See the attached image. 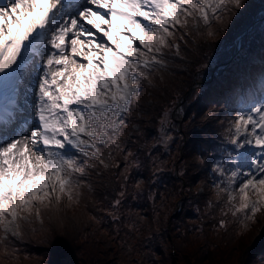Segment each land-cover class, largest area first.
<instances>
[{
    "label": "snow or ice",
    "instance_id": "obj_1",
    "mask_svg": "<svg viewBox=\"0 0 264 264\" xmlns=\"http://www.w3.org/2000/svg\"><path fill=\"white\" fill-rule=\"evenodd\" d=\"M241 7L242 0H0V88L13 92L0 118L5 127L27 126L23 134L0 131V243L20 236L21 221L41 219L43 208L78 204L82 178L97 167L92 158L109 167L98 145L120 147L142 79L166 63V49L180 54L177 27L202 22L211 37L213 21L223 24L225 12ZM25 83L35 84V99L19 105ZM229 123L213 186L246 227L264 212V96Z\"/></svg>",
    "mask_w": 264,
    "mask_h": 264
},
{
    "label": "trees",
    "instance_id": "obj_2",
    "mask_svg": "<svg viewBox=\"0 0 264 264\" xmlns=\"http://www.w3.org/2000/svg\"><path fill=\"white\" fill-rule=\"evenodd\" d=\"M247 9L249 10V14L246 18H243L239 24L238 27L240 29L238 28V34L236 33V27L230 32V34H228L226 43H229L231 39H235L237 36H241V34L250 26L248 25V19H252L261 11H264V0L251 2ZM235 24L236 23H234V25ZM202 28L205 27L200 25L199 28H195L190 23L186 29L187 36H191L190 38L195 45L197 39L196 36H207V33L202 35L197 32L193 33L195 30H200ZM251 33L252 32H247L245 36H250ZM192 45L189 47H192ZM180 50L184 51L183 48ZM243 52L244 51H242V55ZM227 55H229V52ZM228 68L229 66L218 70L217 73L226 74V76L232 74V71H229ZM224 71L226 72L224 73ZM191 78L192 76H188V79ZM227 78L228 80H231L230 77ZM185 81L186 80L180 81V83L185 84ZM165 83L170 86H175L176 80L173 77L170 81ZM200 88H202V90L196 96L195 101L187 103L188 96L194 92L193 89H190L185 97L186 101L181 104V112L183 108V120L181 131L177 133L178 135H182L181 132L186 133L189 131L191 132V137H196L200 141H204L202 151L204 166L199 168V165L196 163L198 168L194 174L198 177L208 176V181H211V178L213 179L211 167L214 159L219 158L228 145L225 143L224 138L221 137L222 134L217 129H213V123L211 125V122L206 119L205 113L207 105L222 102L226 107L232 109V103L235 102V96L233 93L234 91L231 90L232 85L224 81L217 87L209 88L205 83ZM173 89L181 92L184 88L176 86ZM256 90L255 87L250 89L249 93L242 94V99L245 103L253 101L252 99L254 98L252 93ZM146 91L150 93L153 92L151 88H147ZM185 91L186 88L183 92ZM174 98L175 94L171 95V89L169 87H161L158 90L157 98L148 104L145 103L141 87L139 102H134L130 106L128 113L130 114V118L143 121L144 124L140 128L136 127L132 129L131 127V129L127 130L129 131L128 133H131L130 136L133 137V139H139L140 144L137 146L136 142L130 138L123 140L125 149L122 151H116L111 157L109 156L110 154L104 157L105 162L109 165L114 161H122H120L119 167H108L97 175L98 179L94 181V184L95 187H98V195L95 200L90 203L92 207H89L87 220H85V222L82 221L84 229L81 226L80 229L79 227H77L76 230L71 228L62 233L58 231L55 233L54 230L51 233L53 235H50L51 237L49 240L43 239V241H38L37 244H32L31 250L36 253L41 252L43 257L45 255L48 259L52 258V260L49 259L50 261L45 259V262H50V264H61L63 257L66 255L65 251L74 246L76 238L80 234L83 238L89 236V228H86V226H89L96 232L98 239L92 244L94 247L93 251L86 253L87 250L85 248L84 252L79 253L78 258H82L80 259L82 262L81 264H121L120 261H117L119 259L124 260L128 264H160L161 252L165 253L168 257L176 254L175 257H173L176 262L181 256V246L177 243L176 238H178V236L175 235V228L183 227L180 233L183 237L193 233L192 239L198 240L199 238L205 239L207 238V235H209L226 245V255L219 257V261L215 260V262H213L209 260L207 263H203L202 260H205L206 258L209 259L208 257H210L209 253H207L200 256V259L195 260V263L255 264L254 254H257V252H253V250L257 249V244L262 241V238H259L261 232H259L256 237L253 235H247L246 238L248 240L243 243L242 250L237 257V260H232L231 250L234 249L235 246L229 248L228 243L237 240V238H241L244 233L248 232L246 228L244 229V225L241 223L243 217L238 216L235 218L234 216H231V212L220 216L218 212H215L210 222H204L206 217L213 211V202L209 201L208 195H203L196 200L194 207L188 208L186 203L192 192H190L189 187L186 184L182 189L183 186L181 183L186 181V179L182 174H179L178 172L177 174L173 171L172 167L175 164L174 161H172L170 165L167 164V161L172 158V153H168L162 143H159L158 146L156 144H150L154 137L159 134V127H156L155 125L157 119L160 118L165 111L171 108V101ZM238 100L237 104L239 105L240 99ZM199 105L200 109L193 112L194 107ZM145 114L149 117L143 119L142 116ZM221 123V121H215L214 125H222ZM205 127H210L208 138L203 136ZM122 130L123 129H121V131ZM170 131L171 130H165L162 135L169 134ZM113 148L115 147L111 146V150ZM125 176H127L128 179H124ZM94 191L96 192V188ZM121 191L125 193L123 198L118 195ZM180 192L183 193L184 198H181V200L178 201L181 197ZM161 193L164 194L159 196L160 200H155L153 198L154 195L156 196ZM197 198L198 195H196V199ZM114 199H121L122 204L113 206L112 202ZM219 200L222 201L219 206V210H221L226 205V195L221 194ZM177 201L178 203H176ZM112 206L114 208H111ZM100 207L111 209H99ZM48 210H50L51 213H57V218L63 223H66L67 215L65 211L62 213L60 212L61 208L52 206ZM182 212V218L184 219L181 218L177 223H174V216L168 224L167 219L171 214L174 213L175 215H180ZM261 214H264V212L257 214V222L261 219ZM113 216L118 219L113 220ZM91 218L99 220L100 228H94V226L90 225ZM192 219L195 220V223H188V221H191ZM221 220L225 222L224 227H220ZM86 221H89L90 223L87 224ZM20 223V229H27L25 222L21 221ZM236 229L239 230L237 236L234 233ZM1 232L2 231H0V233ZM27 236L31 235L27 233ZM202 239L200 240V243L198 242L197 251L203 247V245L209 247V240H204L203 242ZM96 243L98 244L97 247H95ZM252 243L254 244L252 245ZM216 244L217 243L212 247L216 246ZM24 246H26V244ZM78 248L79 246L75 245L74 249L71 250L75 253ZM210 248L211 247L207 249L210 250ZM71 253L70 255H72ZM72 257L74 256L72 255ZM20 262L21 261H12L6 262V264H20Z\"/></svg>",
    "mask_w": 264,
    "mask_h": 264
},
{
    "label": "rangeland",
    "instance_id": "obj_3",
    "mask_svg": "<svg viewBox=\"0 0 264 264\" xmlns=\"http://www.w3.org/2000/svg\"><path fill=\"white\" fill-rule=\"evenodd\" d=\"M254 1L258 0H242L241 8H233L230 13H224L225 22L223 24L213 21V23L211 24V30L214 33L213 36H196V45L190 38L191 36H187V28L182 29L177 27V29L175 30V43L180 45V54L175 55V48L166 49L165 55L163 57L166 63L162 66H156L155 68L149 70L150 82L144 81L143 79L141 82L142 94L144 95L145 103L149 104L150 102L154 101L155 98H157L158 90L161 87H169L171 89V95L175 94V98L171 101V108L165 111L164 114L157 119L155 125L156 127H159V134L154 137L150 144H156L158 146L159 143H162L165 149H167V152L172 153V158L167 161V164L170 165L171 162L174 161L175 164L172 167L173 171L182 174L186 179V181L181 183L183 186L182 189L186 184L189 187L190 192H192L190 198L186 203L188 208L194 207L196 200H198L203 195H208L209 201L213 202V211L206 217L204 222H210L215 212H218L220 216H222L225 213H229V211L227 205L219 210V206L222 201L217 199V189L213 186V179L211 178V181H208V176L198 177L194 174V172L198 168L197 164L199 165V168L204 166L202 154L204 141H200L196 137H191V132L189 131H187L186 133L181 132L182 135H178L177 132L181 131L183 120V108L181 112V104L184 103L186 99L181 102L180 106H178V101H180V99L182 98L184 89L186 88L187 90L190 86H193L191 89H193L194 92L188 96L187 103L196 100V96L202 90V88L200 87H202V85L205 83L209 88L217 87L223 81L232 85L231 90L234 91L233 93L235 96V102L232 103L233 108L229 109L225 106L224 103L218 102L207 105L205 113L206 119L211 122V125L213 123V129H217L222 134L221 137H223L224 141H226L229 135V122L235 116L236 111L246 110L247 107L252 103L251 102L249 104H246L242 99V94L249 93L250 89L256 86V89H260V92L257 93L256 100L264 96V11H261L252 19L249 18L248 25L250 26L241 34V36H237L235 39H231L229 43H226L228 34H230V32L236 27V33L238 34L239 24L241 23L242 19L246 18L249 14V10L247 9V7L251 2ZM234 23L236 24L234 25ZM200 25L205 28L195 30L193 33L197 32L198 34L202 35L208 32V27L203 25L202 22H200L199 26L195 28H199ZM247 32L252 33L250 34V36H245ZM181 36H183V39H180ZM190 45H192V47H189ZM181 48H183L184 51H181ZM242 51H244L243 55ZM228 52L229 55H227ZM222 62L224 63L219 65ZM227 66H229L228 70L232 71V74H228L226 76V74L217 73L218 70L224 69ZM26 69H30V64L29 66L26 65ZM225 72L226 71H224V73ZM188 76H192V78L188 79ZM173 77L176 80L175 86H170L165 83L170 81V79ZM227 77H230L231 80H228ZM179 80H186L185 84L180 83ZM176 86L183 87L184 89L181 92L176 91L175 89H173ZM20 88L21 89H19L16 93L17 103L19 105H24L27 102L33 101L32 96L34 98L36 94L35 84L25 83L22 84ZM147 88H151L153 92H147ZM12 95L13 92L10 86L0 88V109L7 106L8 100ZM238 99H240V103L239 105H236L237 101H239ZM199 109L200 105L194 107L193 112H196ZM176 110L180 111V115L177 117V120H174L172 117L174 111ZM142 117L143 119H146L149 116H146L145 114ZM215 121H221L222 125H214ZM143 124V121L132 119L130 118V114L127 113L125 115L126 126L122 127L123 130L118 137L120 147L117 149L115 145H112L115 148L111 150L109 149L108 145H98L101 152L103 153L102 158L106 157V155L109 154V156L111 157L116 151H122L123 149H125L123 140L129 138L133 139V137L130 136L131 133H128L129 131L127 130L131 129V127L132 129L136 127L140 128L143 126ZM13 127L17 129L18 134L25 133L27 128V126L24 125L22 121H14L12 123H9L5 127L2 118H0V131L6 132ZM165 130L171 131L169 134L162 135ZM209 131L210 127H205V132L203 133V136L205 138L209 137ZM17 138H19V135L17 136ZM133 141L136 142L137 146H139L140 143L138 138H134ZM120 161L112 162L109 167L113 168V166L119 165ZM89 162L95 163L97 167L95 169H89V174L86 177L82 178L85 181V186L81 188V197L79 199V203L69 205L67 201H64L59 206L52 205L54 207L61 208V213L63 211L66 212V223H63L57 218V213H51L50 210H48L52 206H50L49 208H43L41 210V219L43 223H41V219H36L33 216L32 218H30V220L23 221L26 223L27 229H20V236H12L11 233H9L7 239L4 242L0 243V264H6V262L12 261H21L20 264H50V262H45V259L47 261H50L52 260V258H49V260L45 255L43 257V254L41 252L36 253L35 251L31 250L32 244H37L38 241H43V239L49 240L51 237L50 235H53L51 233L54 230L55 233H57V231L62 233L70 230L71 228H74L75 230L77 229V227H79L80 229L82 226L83 228L82 224L88 218L87 215L89 212V207H92L90 203L95 200L96 196L98 195V187H95L94 181L98 179L97 175L99 173L107 169L104 168L103 165L99 164L97 158H92ZM95 188L96 192L94 191ZM163 194L164 193L156 196L154 195L153 198L155 200H160L159 196ZM180 194L181 197L178 199V201L181 200V198H184L183 193L180 192ZM196 195H198L197 199ZM178 201L176 203H178ZM111 208L114 207L112 206ZM111 208L100 207L99 209L109 210ZM182 216L183 212L180 215H175L173 213L168 217L167 222L169 224V222H171L170 220L174 217V223H177L178 220L182 218ZM260 217L261 219L258 222L255 219L254 221L248 222L246 227L244 226V229L246 228L248 232L244 233L241 238H237V240L230 241L228 243L229 248L235 246V248L231 250L232 260H237V257L242 250L243 243L248 240L246 238L247 235H253L254 237H256L259 232H261L259 238H262V241L257 244L258 247L257 249L253 250V252H257V254H254L255 264H264V214H261ZM86 223L88 224L90 222L86 221ZM91 223L90 225L94 226V228H100L98 219L91 218ZM188 223L194 224L195 220L192 219L191 221H188ZM86 228H89V236H87V238H83V236L80 234L76 238V241H74V246H79L78 250L73 253V251L71 250L74 249L73 246L71 249L65 251L66 255L63 257L61 264H81L82 262L80 259L82 258H78L79 253L84 252L85 248L87 250L86 253L93 251L94 247L92 246V244L96 242L98 236L93 228H90L89 226H86ZM182 228L183 227L175 228V235H177L179 238H176V240L178 245L181 246L180 258H178L175 262V258L173 257H175L176 254L174 256L168 257L165 255V253L161 252L162 255L160 257V264H200L195 263L194 261L200 259V256L207 253H209L210 257H208L209 259L206 258L205 260H202L203 263H207V261L209 260L215 262V260L219 261V257H223L226 255V245L219 242L218 239H215L213 236L207 235V238L205 239L199 238L198 240H195L192 239L193 233L189 234L186 237H183L180 234ZM27 233L31 236H27ZM234 233L237 236L239 230L236 229ZM0 235H2V232L0 233ZM201 239L203 242L204 240H209L208 243L209 247H211L210 250L207 249L209 248L207 247V245H203V247H201L197 251L198 242L200 243ZM215 243H217L216 246L212 247ZM25 244L26 246H24ZM253 244L254 243H252V245ZM97 245L98 244L96 243L95 247H97ZM70 250L72 251V253ZM70 253L74 257H72ZM117 261H120L121 264H128L121 259Z\"/></svg>",
    "mask_w": 264,
    "mask_h": 264
},
{
    "label": "bare ground",
    "instance_id": "obj_4",
    "mask_svg": "<svg viewBox=\"0 0 264 264\" xmlns=\"http://www.w3.org/2000/svg\"><path fill=\"white\" fill-rule=\"evenodd\" d=\"M35 99V97L33 98V96H32V100H34Z\"/></svg>",
    "mask_w": 264,
    "mask_h": 264
},
{
    "label": "water",
    "instance_id": "obj_5",
    "mask_svg": "<svg viewBox=\"0 0 264 264\" xmlns=\"http://www.w3.org/2000/svg\"><path fill=\"white\" fill-rule=\"evenodd\" d=\"M173 119H175V118L173 117Z\"/></svg>",
    "mask_w": 264,
    "mask_h": 264
}]
</instances>
